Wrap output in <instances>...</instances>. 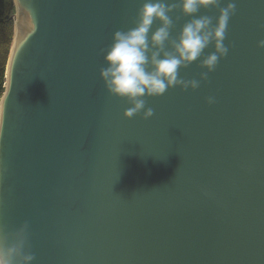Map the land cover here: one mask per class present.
I'll return each mask as SVG.
<instances>
[{"label":"water","instance_id":"95a60500","mask_svg":"<svg viewBox=\"0 0 264 264\" xmlns=\"http://www.w3.org/2000/svg\"><path fill=\"white\" fill-rule=\"evenodd\" d=\"M13 2L0 224L28 222L32 264H264V0H235L228 54L199 88L145 97L148 119L99 75L143 0ZM169 15L172 36L191 18Z\"/></svg>","mask_w":264,"mask_h":264},{"label":"clouds","instance_id":"9594fccd","mask_svg":"<svg viewBox=\"0 0 264 264\" xmlns=\"http://www.w3.org/2000/svg\"><path fill=\"white\" fill-rule=\"evenodd\" d=\"M220 5L221 0H143L135 26L113 33L112 42L100 49L106 66L100 68L99 75L110 95L124 98L130 105L124 110L125 117L142 114L148 119L154 110L146 107L145 97L160 96L175 86L195 90L208 80V74L228 54L224 40L228 21L236 12L235 0ZM210 7L219 9L215 23L211 16L197 15L200 9ZM177 8L191 18L172 36L174 22L169 13ZM155 21L159 26L152 30ZM210 46L213 50L206 53ZM257 46L264 47V39ZM197 60L207 69L199 73V79L179 76L180 68ZM206 102L216 103L215 96H207ZM34 260L28 250V222L12 231L0 224V264H32Z\"/></svg>","mask_w":264,"mask_h":264},{"label":"trees","instance_id":"16d2710c","mask_svg":"<svg viewBox=\"0 0 264 264\" xmlns=\"http://www.w3.org/2000/svg\"><path fill=\"white\" fill-rule=\"evenodd\" d=\"M13 0H0V96L3 92L4 71L13 37Z\"/></svg>","mask_w":264,"mask_h":264}]
</instances>
